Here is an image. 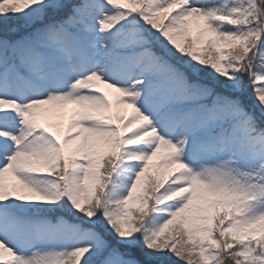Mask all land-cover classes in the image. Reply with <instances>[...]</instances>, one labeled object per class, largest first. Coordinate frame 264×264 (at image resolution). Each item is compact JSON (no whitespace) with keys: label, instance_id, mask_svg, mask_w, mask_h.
I'll use <instances>...</instances> for the list:
<instances>
[{"label":"snow or ice","instance_id":"1","mask_svg":"<svg viewBox=\"0 0 264 264\" xmlns=\"http://www.w3.org/2000/svg\"><path fill=\"white\" fill-rule=\"evenodd\" d=\"M0 264H264V0H0Z\"/></svg>","mask_w":264,"mask_h":264},{"label":"trees","instance_id":"2","mask_svg":"<svg viewBox=\"0 0 264 264\" xmlns=\"http://www.w3.org/2000/svg\"><path fill=\"white\" fill-rule=\"evenodd\" d=\"M245 83H246V84L248 83L247 80H245ZM249 91H251V89H249Z\"/></svg>","mask_w":264,"mask_h":264}]
</instances>
